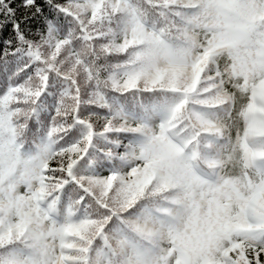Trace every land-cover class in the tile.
Listing matches in <instances>:
<instances>
[{"label": "snow or ice", "instance_id": "6c2138e0", "mask_svg": "<svg viewBox=\"0 0 264 264\" xmlns=\"http://www.w3.org/2000/svg\"><path fill=\"white\" fill-rule=\"evenodd\" d=\"M0 264H264V0H0Z\"/></svg>", "mask_w": 264, "mask_h": 264}]
</instances>
